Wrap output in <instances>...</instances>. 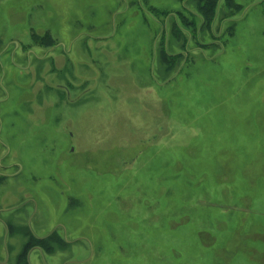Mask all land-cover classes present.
Segmentation results:
<instances>
[{"label": "rangeland", "instance_id": "374dc122", "mask_svg": "<svg viewBox=\"0 0 264 264\" xmlns=\"http://www.w3.org/2000/svg\"><path fill=\"white\" fill-rule=\"evenodd\" d=\"M213 1L0 0V264H264V0Z\"/></svg>", "mask_w": 264, "mask_h": 264}, {"label": "trees", "instance_id": "16d2710c", "mask_svg": "<svg viewBox=\"0 0 264 264\" xmlns=\"http://www.w3.org/2000/svg\"><path fill=\"white\" fill-rule=\"evenodd\" d=\"M216 1V0H215ZM215 1H213L212 3L213 4H215ZM208 19V18H207ZM206 19V20H207ZM163 55H162V57H164L165 58V54L164 53H162ZM161 56H160V58H162ZM35 236H33V235H29V237L28 238H30L31 240H28L27 242L29 243L28 245H31V246H29L28 248L30 249V248H32V247H35V246H37V247H39L40 248V250H43V251H45V250H52V249H54V247H55V245L56 244H54V242H53V240L56 238V240L57 241H59V243H57V247H60L61 249L63 248V246H66L67 244L63 241V240H61V239H58L57 237H55V234H53V233H51L49 236H47V237H44V238H34ZM30 243H33V244H30ZM35 243H38V245H35ZM62 245H61V244ZM48 248V249H47ZM45 249V250H44ZM27 250V249H26ZM26 251H22L21 252V254L19 255V260L21 259L22 261H19V262H17L16 264H28V262H27V255H26Z\"/></svg>", "mask_w": 264, "mask_h": 264}, {"label": "flooded vegetation", "instance_id": "af4514ba", "mask_svg": "<svg viewBox=\"0 0 264 264\" xmlns=\"http://www.w3.org/2000/svg\"><path fill=\"white\" fill-rule=\"evenodd\" d=\"M50 234H48L47 236H49ZM47 236H41V237H36V238H44V237H47ZM64 241V240H63ZM65 242V241H64ZM66 244L68 243V242H65Z\"/></svg>", "mask_w": 264, "mask_h": 264}, {"label": "bare ground", "instance_id": "6f19581e", "mask_svg": "<svg viewBox=\"0 0 264 264\" xmlns=\"http://www.w3.org/2000/svg\"><path fill=\"white\" fill-rule=\"evenodd\" d=\"M18 241V239H15V238H13V240H11V242H17Z\"/></svg>", "mask_w": 264, "mask_h": 264}]
</instances>
